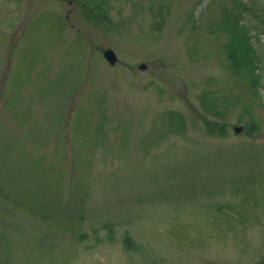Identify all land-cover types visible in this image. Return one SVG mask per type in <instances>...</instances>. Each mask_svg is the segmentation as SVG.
Wrapping results in <instances>:
<instances>
[{
	"label": "rangeland",
	"instance_id": "374dc122",
	"mask_svg": "<svg viewBox=\"0 0 264 264\" xmlns=\"http://www.w3.org/2000/svg\"><path fill=\"white\" fill-rule=\"evenodd\" d=\"M235 3L0 0V264H264V77L215 28Z\"/></svg>",
	"mask_w": 264,
	"mask_h": 264
},
{
	"label": "trees",
	"instance_id": "16d2710c",
	"mask_svg": "<svg viewBox=\"0 0 264 264\" xmlns=\"http://www.w3.org/2000/svg\"><path fill=\"white\" fill-rule=\"evenodd\" d=\"M237 11H236V9ZM249 9L243 0H236L232 9H224L223 16L216 30L225 31L226 56L233 73L242 76L245 82L255 93H259L264 77V49L260 47V37L252 34L249 27L240 21L242 10ZM264 22V19H263ZM204 102H206L204 100ZM207 108L212 109L210 105ZM216 107L215 111L218 112ZM206 132L210 135H225L226 125L217 121L204 122ZM169 130L181 134L185 130V119L178 111H171L168 117ZM251 133L258 132L259 126L253 122L248 126ZM112 232L111 226L108 228ZM124 245L129 249H138L140 245L129 235L123 237Z\"/></svg>",
	"mask_w": 264,
	"mask_h": 264
},
{
	"label": "water",
	"instance_id": "95a60500",
	"mask_svg": "<svg viewBox=\"0 0 264 264\" xmlns=\"http://www.w3.org/2000/svg\"><path fill=\"white\" fill-rule=\"evenodd\" d=\"M103 55L110 64H114L118 60V57L112 48L105 49L103 52ZM139 67L144 69V68H146V64L142 63V64H140ZM233 129L236 132H240L243 129V126L242 125H234Z\"/></svg>",
	"mask_w": 264,
	"mask_h": 264
}]
</instances>
